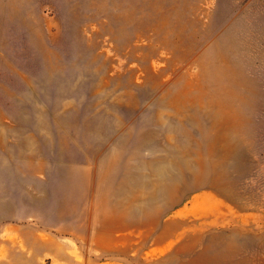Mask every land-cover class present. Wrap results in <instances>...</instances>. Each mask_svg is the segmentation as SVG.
<instances>
[{"label":"rangeland","instance_id":"374dc122","mask_svg":"<svg viewBox=\"0 0 264 264\" xmlns=\"http://www.w3.org/2000/svg\"><path fill=\"white\" fill-rule=\"evenodd\" d=\"M0 264H264V0H0Z\"/></svg>","mask_w":264,"mask_h":264}]
</instances>
